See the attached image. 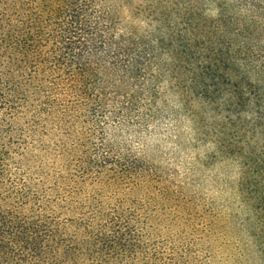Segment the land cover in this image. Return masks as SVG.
I'll use <instances>...</instances> for the list:
<instances>
[{
	"label": "trees",
	"instance_id": "1",
	"mask_svg": "<svg viewBox=\"0 0 264 264\" xmlns=\"http://www.w3.org/2000/svg\"><path fill=\"white\" fill-rule=\"evenodd\" d=\"M119 2L2 0L0 109L38 81L80 108L147 121L165 84L182 109L239 120L254 108L264 123V0H149L143 30L123 23ZM4 176L0 165V264H137L122 215L83 218L70 235L61 206Z\"/></svg>",
	"mask_w": 264,
	"mask_h": 264
},
{
	"label": "rangeland",
	"instance_id": "2",
	"mask_svg": "<svg viewBox=\"0 0 264 264\" xmlns=\"http://www.w3.org/2000/svg\"><path fill=\"white\" fill-rule=\"evenodd\" d=\"M149 7L120 0L117 15L143 30ZM27 89L0 109L3 184L55 201L70 235L83 218L122 215L137 264H264V123L254 108L239 120L185 110L164 84L139 121L80 108L38 81ZM125 158L142 168L121 169Z\"/></svg>",
	"mask_w": 264,
	"mask_h": 264
}]
</instances>
